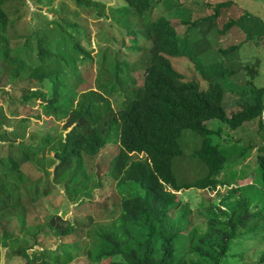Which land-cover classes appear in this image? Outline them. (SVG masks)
<instances>
[{
	"label": "trees",
	"instance_id": "16d2710c",
	"mask_svg": "<svg viewBox=\"0 0 264 264\" xmlns=\"http://www.w3.org/2000/svg\"><path fill=\"white\" fill-rule=\"evenodd\" d=\"M8 1L0 0V74L6 72L11 82L27 80L29 88L20 96L23 103L40 100L45 115L67 118L74 126L65 135L36 133L35 141L42 147L58 141L53 147L57 180L71 203L92 201L84 184L91 181L96 199L88 213L76 210L69 220L63 219L66 212L58 214L59 207L42 218L31 214L47 194L39 190L40 182L32 173L30 177L23 171L25 164L34 166L38 151L23 138L26 119L8 118L0 111V256L8 250L7 256L21 259L20 264H84L82 259L86 264H239L238 249L244 240L259 226L264 229V204L259 201L264 200V147L256 154L261 175L257 199L242 191L244 186L228 184L225 194L216 195L218 201L214 196L202 211H194L201 221L195 222L193 211L178 194L190 189L215 192L223 185L219 176L227 158L211 140L220 131L207 128V122L217 120L236 130L256 120L262 130L263 88L250 89L251 102H234V110L223 107L225 82L236 84V74L241 73L244 87L252 86L256 76L251 65H239L235 71L223 63L244 41L218 46L217 59L209 55L216 37L221 44L231 33H244L241 24L249 15L236 0H177L172 7L161 0H120L108 12L103 0H72L76 9L111 17L106 20L108 30H102L111 52L100 54L97 64L108 82L104 88L118 97L117 110L109 103L99 105L87 92L90 89H82L86 80L80 66L92 63L81 43L87 38L83 27L75 20L48 21L56 41L67 46L47 39V31L37 41L34 64H28L24 61L28 54L20 49L25 41L14 42L8 33L14 24L4 10ZM193 32L199 36L189 37ZM180 58L194 64L204 87L174 68L172 61ZM66 69L79 71V77L71 74L77 83H67ZM9 127L21 136L19 147ZM184 131L199 142L190 158L199 168L195 176L202 175L192 181L178 176L175 169L184 156ZM112 140L118 144L117 154L106 165L95 163ZM245 155L242 152L239 158ZM90 161L98 169L93 177L87 173ZM242 174L243 170L237 173ZM223 186L228 187L226 181ZM14 222L16 232L10 228ZM40 235L55 237V251L33 250L39 247ZM241 237L245 238L239 242ZM263 262L264 255L255 264Z\"/></svg>",
	"mask_w": 264,
	"mask_h": 264
},
{
	"label": "rangeland",
	"instance_id": "374dc122",
	"mask_svg": "<svg viewBox=\"0 0 264 264\" xmlns=\"http://www.w3.org/2000/svg\"><path fill=\"white\" fill-rule=\"evenodd\" d=\"M40 1L42 6L38 4V0H9L4 6V10L7 15L14 22L13 26L8 29L9 36L14 42L25 41L20 48L22 53L28 54L27 58H24V61L31 65L34 64L37 41L43 37V34H48L47 31L50 35L47 39L67 46V43L63 40L56 41L54 38L55 36L53 35L54 32L52 31L54 29H52V26L49 25L48 21L60 19L65 23H69L70 21L75 20L85 31L87 38L81 43L92 57V63H86L80 66L83 77L86 80L82 89H90V91L87 92L94 94V101H96L99 105L109 103L112 109L117 110L119 108L116 101L118 97H116V95H114L115 93L110 91L108 88H104L108 82L102 73L98 72V68L101 66L100 64H97L100 54L103 52L109 54L111 52L109 46L110 44L102 35V30H104V28L108 30L106 20L109 22L111 17L106 18L103 15L95 17L93 15L94 12H91L90 10L76 9L72 0ZM103 2L108 5L105 9L106 12L110 9V5L121 3L120 0H103ZM161 2L166 4V7H172L177 0H161ZM236 4L238 7L242 8L244 13L246 12L245 14L249 15L247 20L241 24L244 33L241 34L239 30H235L236 32L231 33L230 37L227 38V42L221 44L219 42V37H216L215 41L212 40L213 44L211 46H213V49L209 53L211 59H217L220 56L218 51L219 47L223 49L224 47H229L231 44L244 41L238 52L226 56L223 63L226 66V69H233L235 71H237L239 65H251L256 72L252 86L244 87L246 79L241 73L236 74L237 77L234 79L236 84H232L230 81L229 83L225 82L223 107L224 109H229L230 107V110L236 109L233 105L234 102H238L241 105H244L245 101L251 102L252 99L250 98V89H252V87H254V89H264V0H236ZM178 30L180 34L184 32V28H180ZM194 36L199 35L196 32L189 35V37ZM216 40L218 41L217 44ZM20 55V57H23L21 53ZM201 61L204 62V60ZM172 63L174 68L179 73L186 77L194 78L200 83L201 87H204L206 83L202 81V78L193 63L189 62L185 58L173 60ZM71 74L75 78L79 77V71L76 70L70 72L69 69L64 71L67 83H77V80L72 77ZM139 74L142 75L141 73ZM139 80L141 83V77H139ZM225 81H227V79ZM27 83L28 82L25 79H18L16 82H11L9 81V76L6 72L0 74V111L8 118L18 120L23 118L26 119L25 134L23 138H29L32 142V146L37 148L38 151V154L34 156V160L36 161L34 166L25 164L23 171L25 175L29 176L32 173V175L36 177V182H40L39 190H45L47 194L35 205L36 211L33 208L30 209L31 214L37 213L38 216L42 218L43 216L52 213V207H59L58 214L60 215L63 211L66 212L63 219L69 220L76 210H79L81 213H88L91 202L96 199V191L95 188H93L95 183L91 181L92 179L89 184L84 183L88 189V193H92V201H85L79 206H77L78 204L74 205L71 203L69 193L65 190L63 184L57 180L59 170H57L58 162L54 160V148L57 146L58 141L46 147H42L41 143H37L35 141L36 133L39 134L38 137L41 133L49 136H53V134L57 133L58 135L61 133L65 135L74 126L68 123L67 118L55 119L53 115H45L42 111V103L40 100L29 104L23 103L20 96L29 88L27 87ZM45 89L46 91L48 90L46 85ZM262 99L264 108V93ZM14 121L16 122V120ZM261 122L262 130H259L256 120L245 125L242 129L240 128L236 130L227 129L224 124L217 120H212L206 123L207 128L214 130L218 129L220 131L219 134L211 137V140L213 144H217L219 146L227 158V162L224 166L223 172L219 176V180L222 181L221 184L223 185L226 181L228 187L220 185L217 187L215 192L200 191L195 189L178 192L182 203H187L189 205V209L193 211L196 219L195 222L201 221L200 217L197 216L194 211H202L206 205L211 203V199L214 196L217 194H225L226 189L230 188L228 184L235 183L239 184V186H244L242 191H249L251 194L255 195V199L258 198V195L261 196V192L258 190V188H260L261 175L256 163V154L258 153V148L264 147V113L262 114ZM17 127L22 128L20 125ZM53 129H55L56 132H52ZM12 130V127L7 128V131L12 133L10 137L16 138L17 144L15 146L19 147L21 136L18 137L15 135ZM190 134V131H184V138H182L184 156L177 160L175 169L178 176L192 181L195 180V178L200 177L202 173L195 176V173L199 172V168L197 167V163L191 160L190 155L193 151L198 149L199 142L195 143L193 138L187 136ZM113 141L114 140L101 150V154H99L97 159L94 161L95 163L106 165L105 163L117 154L118 144ZM247 146H251V150L250 148L246 150ZM28 150L30 149L24 148L23 152L29 153ZM242 152H246V155L244 156L245 159H243L244 157L241 159L239 158L240 153ZM94 167L93 161H90L87 173L92 177L94 176L96 170L98 173V169ZM35 168L38 170V173L34 171ZM105 169L106 167L104 168V171ZM242 170L244 171V174L240 176L237 175V173ZM241 182L243 183L242 185ZM218 198L216 196L215 199L218 201ZM259 201L261 204H264V200ZM262 207L263 206H260L259 209L262 210ZM261 214H264V212ZM172 224L174 225L175 221L172 222ZM10 228L13 232H16L18 229L15 222ZM249 234L251 236L245 240V237L238 239L239 242L244 240L243 244L238 249L242 253V257L239 260L241 262L239 264H255L264 255L263 227L259 226L255 233L251 232ZM56 246L57 241L54 236L50 235L49 237H45L40 235L39 247L36 246L33 250L47 249L55 251ZM233 252H236L235 245H233ZM6 253L9 255L8 250H3L1 252L0 259L3 264H20L21 259H11ZM58 255L61 257L62 253H58ZM50 261L52 260L50 259ZM80 263L86 264L87 262L82 259ZM262 264H264V262Z\"/></svg>",
	"mask_w": 264,
	"mask_h": 264
}]
</instances>
